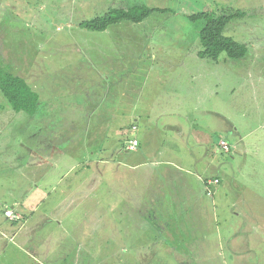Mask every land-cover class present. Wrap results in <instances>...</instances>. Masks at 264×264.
Listing matches in <instances>:
<instances>
[{"label":"rangeland","instance_id":"1","mask_svg":"<svg viewBox=\"0 0 264 264\" xmlns=\"http://www.w3.org/2000/svg\"><path fill=\"white\" fill-rule=\"evenodd\" d=\"M230 1L0 0V68L41 99L0 93V264H264V0ZM134 6L165 12L78 27ZM205 8L245 12L243 59L197 57Z\"/></svg>","mask_w":264,"mask_h":264},{"label":"trees","instance_id":"2","mask_svg":"<svg viewBox=\"0 0 264 264\" xmlns=\"http://www.w3.org/2000/svg\"><path fill=\"white\" fill-rule=\"evenodd\" d=\"M153 12L164 13V9H148L145 6H134L128 9L111 8L103 15L95 16L79 23V28L93 33H107L110 28L123 23L139 24L146 20ZM241 11H228L221 14L200 12L190 17L192 22L203 21L204 27L199 32L200 50L197 52L199 59L218 62L221 55L229 59H243L248 50L243 43L237 42L224 34L227 26L238 18ZM0 93L12 113H23L35 116L38 112L40 95L20 76L7 73L0 68ZM10 221L12 225L22 221Z\"/></svg>","mask_w":264,"mask_h":264},{"label":"crops","instance_id":"3","mask_svg":"<svg viewBox=\"0 0 264 264\" xmlns=\"http://www.w3.org/2000/svg\"><path fill=\"white\" fill-rule=\"evenodd\" d=\"M228 2H231L230 0H228ZM204 12H207V10H206V8L203 10ZM202 11V12H203ZM231 11H236L235 9H231ZM242 12V11H241ZM244 14H245V12H244ZM16 214V213H15ZM9 221V220H8ZM10 222V221H9ZM145 223V222H144ZM11 224H12V222H11ZM124 226L123 227H127L128 225H126V224H123ZM130 225V229H131V224H129ZM12 226V225H11ZM150 225H147L146 227H149ZM23 227V225L20 227V229ZM151 227H153V225H151ZM20 229H19V231H20ZM19 234V233H18ZM125 235H126V244L129 242V240H130V237L132 236L131 235V230H130V232H125L124 233ZM128 235H130V237H128ZM15 237H16V234H15V236L13 237L14 238V240H15ZM11 239H12V237H11ZM75 239H76V243H78V241H79V239H86V236H83V237H80L78 234L77 235H75ZM74 249L76 250V247H74ZM75 250H73V253H74V251ZM130 253V251H127L126 249H125V255L126 254H128V253ZM135 254H136V252H135ZM127 257H130L129 255L127 256ZM127 259H125V261H124V263H122V264H128L127 263V261H126ZM130 261L131 262H133V264H137V263H139L137 260H136V262L133 260V259H130ZM130 262V263H131Z\"/></svg>","mask_w":264,"mask_h":264},{"label":"built area","instance_id":"4","mask_svg":"<svg viewBox=\"0 0 264 264\" xmlns=\"http://www.w3.org/2000/svg\"><path fill=\"white\" fill-rule=\"evenodd\" d=\"M7 219H9L10 221H14V220H19L21 218V216H19L18 214H15L14 212L11 211H7L5 213Z\"/></svg>","mask_w":264,"mask_h":264}]
</instances>
